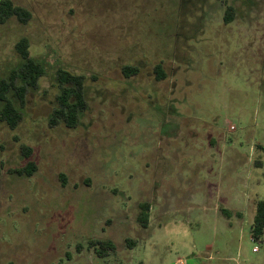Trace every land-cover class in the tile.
<instances>
[{
    "label": "rangeland",
    "instance_id": "1",
    "mask_svg": "<svg viewBox=\"0 0 264 264\" xmlns=\"http://www.w3.org/2000/svg\"><path fill=\"white\" fill-rule=\"evenodd\" d=\"M11 1L31 18L0 24V78L23 36L44 74L0 117V264H264V0ZM58 68L86 77L72 126Z\"/></svg>",
    "mask_w": 264,
    "mask_h": 264
},
{
    "label": "trees",
    "instance_id": "2",
    "mask_svg": "<svg viewBox=\"0 0 264 264\" xmlns=\"http://www.w3.org/2000/svg\"><path fill=\"white\" fill-rule=\"evenodd\" d=\"M235 11L236 8L232 3L226 5L223 15L224 23H229L233 19ZM10 17H15L19 23L26 24L31 18V13L23 6L13 4L11 0H0V24L6 22ZM28 47V39L24 36L15 42L14 49L20 61L17 67L11 70L5 78H0V117L10 127L15 126L19 120L20 111L17 104L22 102L24 93L28 88L35 87L38 77L44 74L43 64L30 56ZM137 70L136 67L132 66L122 67V72L126 77L137 73ZM155 76L156 79H162L164 77V73L159 66L155 68ZM85 78L83 74L71 73L63 68H58L56 71V79L61 87L56 97L58 107L53 110L52 116L64 119L69 126L74 125L76 122V108L82 107L83 105ZM21 149L25 157L30 156V147L22 145ZM35 170L36 165L32 161H27L26 165L21 168L13 169L16 174L26 177L31 176ZM138 206L139 212L137 220L145 227L148 222L149 203L142 202ZM250 234L254 241L261 239L264 235L263 199L257 200L255 203ZM133 244L134 241L131 240L129 245ZM89 245L98 257L109 255L115 248L114 243L110 239L90 240Z\"/></svg>",
    "mask_w": 264,
    "mask_h": 264
},
{
    "label": "built area",
    "instance_id": "3",
    "mask_svg": "<svg viewBox=\"0 0 264 264\" xmlns=\"http://www.w3.org/2000/svg\"><path fill=\"white\" fill-rule=\"evenodd\" d=\"M256 249H257L256 247L253 248V250H256Z\"/></svg>",
    "mask_w": 264,
    "mask_h": 264
}]
</instances>
